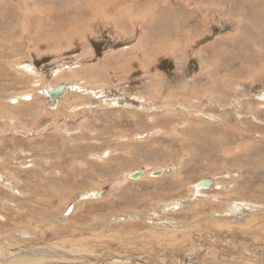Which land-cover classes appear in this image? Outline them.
Segmentation results:
<instances>
[{
    "label": "rangeland",
    "instance_id": "374dc122",
    "mask_svg": "<svg viewBox=\"0 0 264 264\" xmlns=\"http://www.w3.org/2000/svg\"><path fill=\"white\" fill-rule=\"evenodd\" d=\"M262 92L264 0H0L4 258L264 264Z\"/></svg>",
    "mask_w": 264,
    "mask_h": 264
},
{
    "label": "bare ground",
    "instance_id": "6f19581e",
    "mask_svg": "<svg viewBox=\"0 0 264 264\" xmlns=\"http://www.w3.org/2000/svg\"><path fill=\"white\" fill-rule=\"evenodd\" d=\"M109 2L117 3V0H109ZM117 9L118 10L120 9V7L118 5H117ZM145 11H146L145 13L134 14L135 13L134 10H130L129 11L130 12L129 18H130L132 24L136 25L137 23H139L140 20H141L140 22H142V23H144L146 21L147 22L148 21L152 22L153 21V17L156 16L157 12L155 11L154 8H150L149 10H145ZM103 12H105L106 14L109 12V10L106 8V6H103ZM133 16H135V20L132 19ZM143 42L144 41L141 40V43H140L139 46H141ZM29 65H30V68H26V69H27V71H31L32 72V70L35 67H33L32 64H29ZM34 73H36V72H34ZM61 85H63V88L61 89L59 95L55 96V98L52 97L51 96V91L54 90L55 88H57L58 86H61ZM69 87H70V85L68 83H65V84L64 83H58L56 85H49V86L45 87L44 91L42 92V95L45 97L47 102L49 104H51V106H53L56 103V101L59 98V96L61 94L65 93V90L68 89ZM20 95L22 97H24L26 100H30L31 98H33V95H31L29 93H23V94H20ZM260 97L262 99H264V92H262L260 94ZM15 101L18 102V99H16ZM10 119H12V118H10ZM142 171H143V173H145L143 169H142ZM161 172H162V170L159 169L157 171H154L153 174L157 175V174H160ZM57 173H59L58 170H57ZM143 173H142V175H143ZM130 176H131V174H130ZM140 177H138V178H140ZM209 187H199L198 183H197L196 187H195V191H196L197 194H199L201 192L203 193V190H206ZM94 193H95V191H94ZM95 195H99V193L97 192ZM19 249L20 248H16L15 249V251H17V252H14L13 251L14 249L13 250H9L10 252H9V257L8 258H4V255H3L4 252L0 250V264H38L39 262L53 263V264H63L65 262H72V261L78 260L79 259V257H78L79 253H81V251H87L88 250V248H87V246H86V244L84 242H81L80 245L77 244V243H71L70 246H65L61 250L56 249V247H54V246H48V247H45V248H40L37 251L33 250V251H29V252H22ZM114 264H118V263L115 262ZM120 264H123V263H120Z\"/></svg>",
    "mask_w": 264,
    "mask_h": 264
},
{
    "label": "water",
    "instance_id": "95a60500",
    "mask_svg": "<svg viewBox=\"0 0 264 264\" xmlns=\"http://www.w3.org/2000/svg\"><path fill=\"white\" fill-rule=\"evenodd\" d=\"M24 67L25 68H30V65L26 64V65H24ZM62 88H63V85L58 86L57 88L52 90L51 91V96L55 98V96L59 95V93H60ZM142 173H143L142 170H137V171L133 172L130 177L131 178H138V177H140L142 175ZM211 184H212V180L211 179H205V180H202V181L198 182V186L199 187H209V186H211Z\"/></svg>",
    "mask_w": 264,
    "mask_h": 264
}]
</instances>
